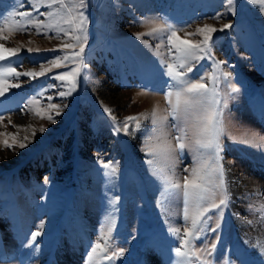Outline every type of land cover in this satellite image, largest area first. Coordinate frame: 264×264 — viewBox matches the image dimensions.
Segmentation results:
<instances>
[{"label":"rangeland","instance_id":"374dc122","mask_svg":"<svg viewBox=\"0 0 264 264\" xmlns=\"http://www.w3.org/2000/svg\"><path fill=\"white\" fill-rule=\"evenodd\" d=\"M87 4L88 38L75 91L60 97L58 93L67 87L53 79L76 66L68 63L35 80L21 76L14 81L21 87L0 97V133L16 134L17 141L27 145L6 148L2 141L7 137L0 135V264H173L177 260L172 249L179 245V237L170 229L188 226L184 205L182 199H164L161 193L165 175L182 183L188 175L185 169L194 166L198 156L191 144L194 121L168 117L163 125L154 126L149 117L141 119L139 129L130 124L128 134L122 126L126 116L150 114L153 108L158 116L167 115L164 93L170 81L164 73L171 60L167 34L136 38L149 31L144 21L152 19L171 24L181 38L204 24L217 29L231 25L213 34L212 58L194 62L189 73L195 79L213 72L219 77L223 134L217 162L224 166L229 196L222 217L216 210L208 213L211 220L195 243L200 248L217 245L211 264H264L254 259L258 243L253 237L259 226L264 229V215L250 210L264 204V11L260 5L234 0L233 14L225 0H87ZM27 10V0H0V27L9 13ZM218 13L221 18L212 19ZM43 31L52 38L29 28L0 40L6 47L23 46L14 58L17 71H39L54 57L79 50L61 48L63 43L75 44L63 33ZM29 47L40 51L28 53ZM217 60L225 62L218 70ZM53 84L56 87H50ZM33 97L39 105L32 104ZM50 103L61 106L59 116L52 113L55 123L35 114L47 115ZM104 107L112 109L116 121ZM180 129L187 133L183 142L189 145L183 151L176 149ZM165 143L173 149L167 155ZM150 147H156L158 154L150 155ZM199 152L208 158L206 150ZM107 162L116 167L115 175H105ZM229 177L246 186L235 199ZM109 219L112 249H123V255L112 261H90L91 247ZM218 219L219 229L210 231ZM38 230L41 235L25 247Z\"/></svg>","mask_w":264,"mask_h":264},{"label":"snow or ice","instance_id":"6c2138e0","mask_svg":"<svg viewBox=\"0 0 264 264\" xmlns=\"http://www.w3.org/2000/svg\"><path fill=\"white\" fill-rule=\"evenodd\" d=\"M30 4V10L27 11H13L4 19L3 26L0 27V40L7 41L13 33H24L33 28L37 35H44L46 38H52L48 32L56 30L58 33H63L65 37L75 41L73 43H63L62 49H75L70 54L66 53L63 56H56L49 61V66L40 65L39 71H17V64L14 58H17L22 51V45L17 47H6L4 43H0V97L5 96L12 88H19L21 84L19 78L21 76L28 77L30 80H35L38 77L46 76L52 73L53 69L66 67L68 63H73L76 66L69 71L56 74L53 79L61 81L67 87V91L58 93L60 97L70 96L76 89V78L80 75L81 67L83 66L84 45L87 43V23L88 17L85 14L87 9V0H27ZM252 4H259L262 11H264V0H250ZM225 6L228 11L235 13L234 0H225ZM23 7V5H21ZM46 9L41 11V9ZM34 13L36 15H34ZM43 17L37 19L36 16ZM19 17V19H16ZM221 18V14H217L212 19ZM149 24V31L137 35V39H141L144 35H154L157 33L167 34V43L169 47V55L171 60L166 62V72L164 73L169 78L168 91L164 93V100L168 107L164 109L166 116H158L156 108H153L150 114L141 112L138 115L126 116L122 122L125 134L130 131L129 125L135 124L136 129L141 127V119L151 118V123L154 126L163 125V123L172 117L176 120H192V139L191 144L193 150L198 152L197 159L194 166L190 169H185L188 175L184 176L183 182L173 176L165 175L163 177L165 183L161 196L164 199L179 198L182 199L184 208V220L188 226L183 229L172 228L170 233L179 237V245L174 247L172 251L175 253L177 260L173 264H211L210 257L216 249V244L213 243L209 248L197 247L195 241L199 240L205 227L208 225L211 217L208 213L216 210L218 215L222 217V209L229 203V196L227 191V182L225 179V169L223 164L218 163L220 159L219 138L223 134V123L221 118V110L218 105L220 103L218 96V81L219 77L215 72L209 74L207 77L200 76L195 79L189 76L194 70V62H199L202 59H211V49L214 40L213 34L217 31H224L230 28L231 25L225 23L221 28L217 29L213 25L204 24L202 27H197L195 32H186L184 38L177 35L175 29L169 23H158L155 19L144 21ZM7 32V35L4 33ZM200 36L199 40H191L188 37ZM32 43V41H29ZM56 49H51L55 51ZM174 50V51H173ZM39 48H27L28 53L39 52ZM216 70L219 65L225 63L224 61H215ZM225 80L228 77L227 73L223 74ZM50 87H56L55 84ZM236 91L235 88L232 89ZM146 93H138L143 95ZM41 95V94H37ZM51 101L52 97L49 96ZM39 100L36 97L32 98V104L39 105ZM66 107V105L64 106ZM47 115L37 111L35 114L41 119L55 123V116H59L61 106L50 103L47 106ZM104 112L108 113L113 121L116 117L112 115V109L104 107ZM11 123V121H9ZM45 129L40 127L39 131L43 132ZM119 130V129H117ZM156 129L154 128V131ZM181 135L175 137L176 149L183 151L188 144L183 141L187 137L184 129H180ZM0 135L7 137L2 141L4 147L12 149L14 146L25 148L27 145L23 142H18L16 134L0 133ZM35 135V132H33ZM27 141L28 137L25 136ZM248 142V141H245ZM206 150L208 158H203V153L199 150ZM173 149L170 143H165L163 152L165 155L170 153ZM150 155H157L156 147L149 148ZM149 164L153 160L148 161ZM105 169L109 171L105 175H115L116 167L112 162L103 164ZM47 183V177L44 178ZM218 197V202L217 201ZM111 203V202H110ZM253 212H260L264 215V204L258 208L250 209ZM111 217V213H109ZM251 224L252 221H247ZM40 229L43 228L41 224ZM112 221L109 219L104 231H101L96 243L91 247L88 259L91 261L94 258H101L103 260L112 261L123 255V249L114 251L111 245ZM219 219L216 222L215 228L210 231L216 232L219 229ZM41 235L38 230L31 234V239L25 247L32 246L36 238ZM260 243V241H257ZM38 247V245H36ZM256 247V245H253ZM260 251L264 253V245L261 246Z\"/></svg>","mask_w":264,"mask_h":264},{"label":"bare ground","instance_id":"6f19581e","mask_svg":"<svg viewBox=\"0 0 264 264\" xmlns=\"http://www.w3.org/2000/svg\"><path fill=\"white\" fill-rule=\"evenodd\" d=\"M247 180L243 181L244 184H247L246 182ZM250 183V182H249ZM229 185H230V190H231V199H235L236 195L239 194L240 192H242V190L246 189V186H239L238 183L234 182L230 177H229ZM261 187V185H260ZM252 188V187H250ZM255 188V187H254ZM234 208V206H233ZM239 223V222H238ZM240 224V223H239ZM241 225V224H240ZM253 237L255 238L256 241H260V243H258L256 250H255V258L257 260H264V253H262L260 251V248L262 245H264V229H262L260 226L258 227V229L253 233Z\"/></svg>","mask_w":264,"mask_h":264}]
</instances>
